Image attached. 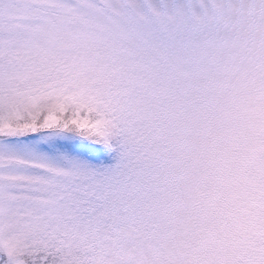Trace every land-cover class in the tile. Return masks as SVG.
<instances>
[{"label": "snow or ice", "instance_id": "obj_1", "mask_svg": "<svg viewBox=\"0 0 264 264\" xmlns=\"http://www.w3.org/2000/svg\"><path fill=\"white\" fill-rule=\"evenodd\" d=\"M0 264H264V0H0Z\"/></svg>", "mask_w": 264, "mask_h": 264}]
</instances>
